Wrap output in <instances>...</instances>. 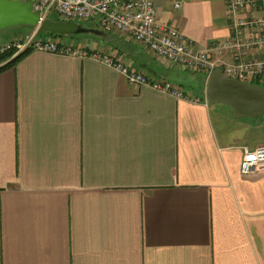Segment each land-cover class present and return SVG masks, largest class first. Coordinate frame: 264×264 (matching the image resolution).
Returning a JSON list of instances; mask_svg holds the SVG:
<instances>
[{"label": "crops", "instance_id": "0c3cea01", "mask_svg": "<svg viewBox=\"0 0 264 264\" xmlns=\"http://www.w3.org/2000/svg\"><path fill=\"white\" fill-rule=\"evenodd\" d=\"M226 5L161 0L157 12L232 63L217 49L235 35ZM38 35L123 59L184 97L132 86L90 58L33 49L3 70L0 264H264V169L240 170L245 151L264 145V116L235 119L206 99L207 74L168 66L122 34Z\"/></svg>", "mask_w": 264, "mask_h": 264}, {"label": "built area", "instance_id": "2783aa9c", "mask_svg": "<svg viewBox=\"0 0 264 264\" xmlns=\"http://www.w3.org/2000/svg\"><path fill=\"white\" fill-rule=\"evenodd\" d=\"M161 0H33L31 9L41 21L79 23L90 21L106 34H122L147 47L168 66L204 73L209 77L222 70L224 76L264 88V0H227V14L234 23V37L226 40L217 49L233 54V62L211 59L214 48L198 49L186 36L171 26L159 21L157 3ZM169 1V0H163ZM177 9L181 4L176 3ZM247 8L253 13L246 16ZM35 34L23 43L0 46V55L13 46V58L28 49L93 59L111 67L125 76L135 87L149 86L152 89L183 98V93L170 82H152L144 74L131 70L123 59L112 55L90 53L82 46L67 45L59 40H34ZM252 53L259 56H253ZM251 56V57H249ZM264 169V145L253 151L246 150L240 170L243 176H251Z\"/></svg>", "mask_w": 264, "mask_h": 264}, {"label": "water", "instance_id": "95a60500", "mask_svg": "<svg viewBox=\"0 0 264 264\" xmlns=\"http://www.w3.org/2000/svg\"><path fill=\"white\" fill-rule=\"evenodd\" d=\"M31 0H0V31L28 26L53 35L70 38L94 34L108 38V34L85 28L82 24L59 22L50 19L41 21L31 9ZM206 99L211 104L230 107L235 119H258L264 116V88L224 76L222 70L214 71L207 80Z\"/></svg>", "mask_w": 264, "mask_h": 264}, {"label": "rangeland", "instance_id": "374dc122", "mask_svg": "<svg viewBox=\"0 0 264 264\" xmlns=\"http://www.w3.org/2000/svg\"><path fill=\"white\" fill-rule=\"evenodd\" d=\"M33 1V0H31ZM52 20L56 19V17L51 16L50 17ZM81 23L85 28L89 29V28H94V24L90 21L87 22H79ZM33 31L34 29L31 27L29 28L28 26H20V27H15V28H10V29H5L2 34V37L0 41H4V42H9L8 44H16V43H23L28 37H32L33 36ZM48 34L45 32H42L38 35V37H42V36H47ZM36 37V35L34 36ZM13 38V39H12ZM74 38H79L81 40L85 39V38H91V36H87V35H78V36H74ZM35 40V39H34ZM41 40V39H40ZM44 40V39H42ZM102 40V39H101ZM13 51L15 53L16 49L11 46V49L7 50L4 54ZM14 55V54H13ZM13 57V56H12ZM200 76V79L203 80V76Z\"/></svg>", "mask_w": 264, "mask_h": 264}, {"label": "trees", "instance_id": "16d2710c", "mask_svg": "<svg viewBox=\"0 0 264 264\" xmlns=\"http://www.w3.org/2000/svg\"><path fill=\"white\" fill-rule=\"evenodd\" d=\"M54 20V19H53ZM29 28H31V27H29ZM42 32H45V31H42V30H38L37 31V33L35 34L36 36H37V34H40V33H42ZM45 33H47L49 36H51V37H59V38H64V37H61V36H57V35H53V34H50V33H48V32H45ZM35 38V37H34ZM31 50L32 49H28V50H26L25 52H23V53H21L20 55H18L17 57H15L14 59H12L11 61H9L7 64H5V65H3L2 67H0V73L3 71V70H5V69H7V68H9V67H13L18 61H20L22 58H24V57H26L30 52H31ZM14 54V52L13 51H10V52H8V53H6V54H4V55H1L0 56V64L1 63H3V62H5V61H8L11 57H12V55Z\"/></svg>", "mask_w": 264, "mask_h": 264}]
</instances>
